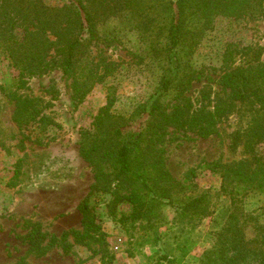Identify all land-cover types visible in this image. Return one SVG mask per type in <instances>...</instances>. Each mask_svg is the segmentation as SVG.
Returning <instances> with one entry per match:
<instances>
[{"label":"trees","instance_id":"obj_1","mask_svg":"<svg viewBox=\"0 0 264 264\" xmlns=\"http://www.w3.org/2000/svg\"><path fill=\"white\" fill-rule=\"evenodd\" d=\"M263 2L66 0L60 7H51L43 0H0V57L19 72L17 89L26 88L30 78L60 69L72 81L74 105L80 107L93 89L105 84L115 72V64L107 58L91 55L94 43L115 38L109 32L102 34L113 19L135 31L163 67L156 92L130 116L114 111L117 99L109 88L107 102L94 117L92 130L81 132L79 156L93 173L89 192L77 206L81 229L57 237L43 232L39 223L27 220L22 224L27 233L20 240L28 247V255L43 258L60 244L63 252L70 254L73 245L67 241L72 238L74 245L101 255L103 264H111L107 234L94 205L97 198L108 197L104 200L106 215L127 232L143 223L154 230L162 221L164 206L174 208L182 221L200 222L216 210L213 194H195L198 172L210 171L220 176L218 196L229 198L230 207L226 221L215 233V245L205 251L200 264H264V225L254 222L243 210L240 198L253 190L264 194V162L254 165L243 159L206 163L189 170L179 181L168 169L163 147L169 135L178 133L209 138L228 115L230 108L224 104L214 110L193 108L186 93L205 76L204 70L193 66L191 58L218 18L263 17ZM219 82L231 100H252L264 111L263 65L225 71ZM0 90L15 103L12 121L19 130L36 125L40 134H47L50 128L59 127L44 114L42 98L22 97L2 87ZM256 122L247 142L251 151L264 142V126L259 125L263 123ZM44 139L38 138L37 143L42 144ZM122 205L130 207L128 214L119 213ZM247 226L253 227L252 237L246 236ZM26 262L23 257L16 264Z\"/></svg>","mask_w":264,"mask_h":264},{"label":"rangeland","instance_id":"obj_2","mask_svg":"<svg viewBox=\"0 0 264 264\" xmlns=\"http://www.w3.org/2000/svg\"><path fill=\"white\" fill-rule=\"evenodd\" d=\"M43 1L51 7L66 2ZM108 32L115 38L94 43L91 55L95 59L107 58L115 64V72L105 84L97 85L78 108L73 101L72 81L60 69L30 78L26 88L17 89L19 72L0 57V87L22 97L42 98L44 114L59 125L47 134H40L36 125L19 130L12 121L15 103L0 90V264H16L23 257L27 264H103L101 255L74 245L72 238L67 241L73 245L70 254H65L60 244L45 257L35 258L27 254L28 247L20 237L27 233L22 227L27 220L39 223L43 232L57 237L65 231L81 229L82 217L77 206L93 183L91 168L79 156L81 132L92 130L94 117L107 102L109 88L117 99L114 111L126 116L146 103L158 88L162 64L152 58L137 33L119 19L108 22L102 34ZM191 61L196 69L204 70L205 76L186 93L193 108L214 110L224 104L230 111L209 138L169 135L163 145L169 171L182 181L189 170L206 163L243 159L254 165L264 162V142L257 144L254 151L247 147L256 121L264 126V111L252 100H231L230 93L219 82L225 71L264 66V16L218 18ZM44 137L43 143L38 144L37 139ZM195 183V194L214 195L215 213L200 222L182 221L174 208L164 206L162 221L154 230L143 223L127 232L106 215L104 200L108 197L97 198L94 205L107 234L108 252L113 256L111 264H200L205 251L216 243L215 233L227 219L230 200L218 196L219 175L199 171ZM240 198L243 210L254 222L264 225V194L253 190ZM118 211L128 214L130 207L122 205ZM245 233L252 237L253 227L247 226Z\"/></svg>","mask_w":264,"mask_h":264}]
</instances>
